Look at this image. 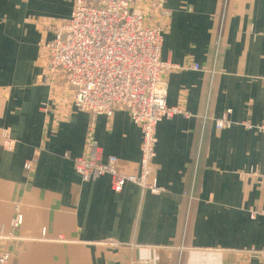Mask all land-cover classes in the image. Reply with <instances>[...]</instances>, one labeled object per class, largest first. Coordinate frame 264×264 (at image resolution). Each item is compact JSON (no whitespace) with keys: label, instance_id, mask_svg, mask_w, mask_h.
Returning a JSON list of instances; mask_svg holds the SVG:
<instances>
[{"label":"crops","instance_id":"crops-1","mask_svg":"<svg viewBox=\"0 0 264 264\" xmlns=\"http://www.w3.org/2000/svg\"><path fill=\"white\" fill-rule=\"evenodd\" d=\"M158 1L133 8L161 27L162 60L182 67L166 76V104L184 112L157 126L159 190L114 191L110 175L84 181L74 159L92 136L103 161L114 155L121 173L137 174L142 129L125 109L81 111L69 87L44 81L41 43L74 0H0L8 264H264V0Z\"/></svg>","mask_w":264,"mask_h":264},{"label":"built area","instance_id":"built-area-1","mask_svg":"<svg viewBox=\"0 0 264 264\" xmlns=\"http://www.w3.org/2000/svg\"><path fill=\"white\" fill-rule=\"evenodd\" d=\"M134 1L74 0L71 16L56 28L53 39L41 43V60L44 81L53 87H69L79 110L112 116L125 109L142 129L139 173H121L119 158L114 155L103 161L101 148L91 136L85 154L74 159L82 179L110 175L114 191L123 190L129 182L157 191L152 165L158 123L184 112L166 104V76L182 67L162 60V29L147 25V15L134 10ZM155 5L162 8V0ZM193 67L198 69L197 64ZM226 124V115L217 121L219 129ZM259 128L264 131V125ZM4 146L12 149L14 140L7 136ZM25 168L32 171L34 162L26 163ZM20 222L18 219L15 225ZM10 256L9 250L0 251V264H8Z\"/></svg>","mask_w":264,"mask_h":264}]
</instances>
